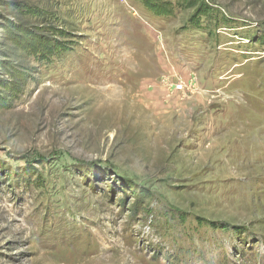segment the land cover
<instances>
[{
	"label": "rangeland",
	"instance_id": "rangeland-1",
	"mask_svg": "<svg viewBox=\"0 0 264 264\" xmlns=\"http://www.w3.org/2000/svg\"><path fill=\"white\" fill-rule=\"evenodd\" d=\"M0 264H264V0H0Z\"/></svg>",
	"mask_w": 264,
	"mask_h": 264
},
{
	"label": "bare ground",
	"instance_id": "bare-ground-1",
	"mask_svg": "<svg viewBox=\"0 0 264 264\" xmlns=\"http://www.w3.org/2000/svg\"><path fill=\"white\" fill-rule=\"evenodd\" d=\"M129 88H130V87H129ZM109 91H111V90H109ZM142 91H143V89H142ZM63 93H64V96H65V97H63L62 99H63V100H64V99H65V100H68L69 97L67 96V95H68L67 92H63ZM112 93H113V92H112ZM66 94H67V95H66ZM106 94H107V93H106ZM114 94H115V92H114ZM108 95H109V94H108ZM116 95H117V94H116ZM66 96H67V97H66ZM119 96H120V95H119ZM119 96H118V98H119ZM111 97H113V95H112ZM111 97H110V98H111ZM115 97H116V96H115ZM124 97H125V96H124ZM124 97H123V98H124ZM145 97H146V96H145ZM98 98H99V97H98ZM98 98H97V99H98ZM104 98H105V97H104ZM125 98H126V97H125ZM125 98H124V99H125ZM91 99H92V98H91ZM116 99H117V98H116ZM69 100H70V99H69ZM102 100H103V97H102ZM102 100H101V98H100L99 102L102 101ZM107 100H108V99H107ZM130 100H131V99H130ZM111 101H112V99H111ZM118 101H119V100H118ZM102 102H103V101H102ZM105 102H108V101L105 100ZM120 102H121V100H120ZM122 102H123V100H122ZM95 103H96V102H95ZM108 103H109V102H108ZM117 103H118V102H117ZM67 104H68V103H67ZM110 104H111V103H110ZM110 104H108V106H109ZM113 104H114V103H113ZM118 104H119V103H118ZM99 105H100V104H99ZM102 105H103V104H102ZM102 105H101V106H102ZM120 105H122V103H121ZM59 106H60V105H59ZM101 106H100V108H101ZM104 106H105V105H104ZM127 106H128V105H127ZM139 106H141V105L139 104ZM172 106H173V105H172ZM97 107H98V106H97ZM106 107H107V106H106ZM108 108H109V107H108ZM143 109H144V107H143ZM97 110H98V109H97ZM114 110H115V109H114ZM145 110H146V108H145ZM100 111H101V110H100ZM90 112H91V111H90ZM137 112H138V111H137ZM103 113H105V112H103ZM147 113H149V112H147ZM140 115H142V114H140ZM112 117H113V116H112ZM160 118H161V117H160ZM160 118H159V119H160ZM160 124H161V123H160ZM95 128H96V127H95ZM107 128H108V127H107ZM95 132H96V131H95ZM95 132H93V133L95 134ZM87 134H88V133H87ZM94 134H93V135H94ZM103 134H104V133H103ZM148 134H149V133H148ZM95 135H96V134H95ZM146 138H147V137H146ZM116 139H117V138H116ZM143 139H144V138H143ZM111 141H112V140H111ZM148 155H149V153H148ZM239 155H240V154H239ZM145 156H146V154H145ZM252 156H253V155H252ZM253 160H254V159H253ZM187 161H188V160H187ZM252 163H253V162H252ZM250 165H251V164H250ZM227 173H228V172H227ZM238 195H239V194H238ZM238 197H240V196H238ZM238 201H239V200H238ZM189 202H190V201H189ZM201 202H202V201H201ZM233 202H234V201L232 200V203H233ZM202 203H203V202H202ZM227 203H228V202H227ZM229 204H230V202H229ZM229 204H228V206H229ZM230 206H232V205L230 204ZM230 206H229V207H230ZM236 206H237V205H236ZM238 207H239V206H238ZM231 208H232V207H231ZM234 208H235V207H233L232 209H234ZM228 210H229V209H228ZM235 212H236V211H235ZM235 212H234V213H235ZM237 214H238V212H237Z\"/></svg>",
	"mask_w": 264,
	"mask_h": 264
}]
</instances>
